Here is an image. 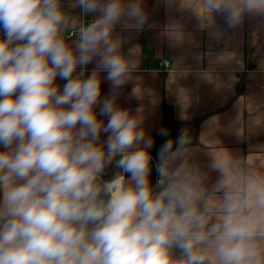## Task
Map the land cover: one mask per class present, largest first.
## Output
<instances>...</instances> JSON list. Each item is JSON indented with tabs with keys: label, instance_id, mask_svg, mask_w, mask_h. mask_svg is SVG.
Here are the masks:
<instances>
[{
	"label": "clouds",
	"instance_id": "9594fccd",
	"mask_svg": "<svg viewBox=\"0 0 264 264\" xmlns=\"http://www.w3.org/2000/svg\"><path fill=\"white\" fill-rule=\"evenodd\" d=\"M204 4L229 28L264 13V0ZM75 6L94 19L69 46L76 21L60 0H0V264H264V176L242 191L220 180L223 199L210 202L179 132L158 149L152 183L154 140L115 103L135 53L114 29L144 25L139 0Z\"/></svg>",
	"mask_w": 264,
	"mask_h": 264
},
{
	"label": "crops",
	"instance_id": "0c3cea01",
	"mask_svg": "<svg viewBox=\"0 0 264 264\" xmlns=\"http://www.w3.org/2000/svg\"><path fill=\"white\" fill-rule=\"evenodd\" d=\"M139 2L144 25L136 27L124 18L114 29L121 51L135 53L115 103L137 117L152 139L166 105L177 120L201 118L200 143L186 146L187 159L203 177L206 198L219 203L223 191L215 190L218 181L228 180L230 189L242 191L246 177L264 176V13L246 14L229 28L223 15L209 14L204 0ZM60 6L76 21L63 33L74 46L82 19L94 16L82 14L75 0H60ZM162 58L170 60L169 68H160ZM94 67L95 62L89 64L86 75ZM99 75L103 98L112 86L106 73ZM56 83L63 87L66 81L57 78Z\"/></svg>",
	"mask_w": 264,
	"mask_h": 264
},
{
	"label": "trees",
	"instance_id": "16d2710c",
	"mask_svg": "<svg viewBox=\"0 0 264 264\" xmlns=\"http://www.w3.org/2000/svg\"><path fill=\"white\" fill-rule=\"evenodd\" d=\"M240 87L238 86V92L240 93ZM238 94V93H237ZM201 118H193L190 120H177L174 118L172 108L169 105L164 107L163 112V121L161 126L154 131L153 139L154 144L153 147L149 150L153 159H152V173H151V180L152 183L155 184L156 181V173H155V165L157 163V152L158 149L165 143L167 140L172 139L175 140L178 136L179 132H182L187 140L186 146L199 144V128L201 123ZM161 131L167 132V136H161L159 133ZM117 169L114 167H109L104 174V179H109ZM176 257H179V252L174 253Z\"/></svg>",
	"mask_w": 264,
	"mask_h": 264
},
{
	"label": "built area",
	"instance_id": "2783aa9c",
	"mask_svg": "<svg viewBox=\"0 0 264 264\" xmlns=\"http://www.w3.org/2000/svg\"><path fill=\"white\" fill-rule=\"evenodd\" d=\"M92 20H93V18H89V19L84 18V19H82L80 26L86 25V23H89ZM73 34L74 33L72 32L71 35H73ZM0 36H2V33H0ZM159 66L161 69H166V68H169L171 66V62L167 58H162L159 60ZM156 179H157V176H156Z\"/></svg>",
	"mask_w": 264,
	"mask_h": 264
}]
</instances>
